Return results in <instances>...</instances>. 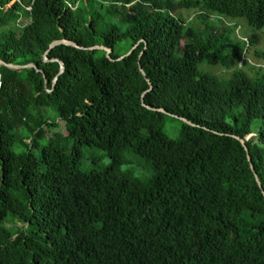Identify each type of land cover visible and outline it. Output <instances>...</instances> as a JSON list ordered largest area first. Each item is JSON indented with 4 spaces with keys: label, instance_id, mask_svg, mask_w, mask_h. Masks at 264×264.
Here are the masks:
<instances>
[{
    "label": "trees",
    "instance_id": "1",
    "mask_svg": "<svg viewBox=\"0 0 264 264\" xmlns=\"http://www.w3.org/2000/svg\"><path fill=\"white\" fill-rule=\"evenodd\" d=\"M214 16L262 29L264 0H0V60L36 67L0 65V264H264V194L235 138L264 189V68L245 71ZM63 40L78 48L50 49ZM49 109L66 135L46 136ZM158 109L189 124L171 138ZM83 148L111 164L83 172ZM126 151L147 180L120 171Z\"/></svg>",
    "mask_w": 264,
    "mask_h": 264
},
{
    "label": "rangeland",
    "instance_id": "2",
    "mask_svg": "<svg viewBox=\"0 0 264 264\" xmlns=\"http://www.w3.org/2000/svg\"><path fill=\"white\" fill-rule=\"evenodd\" d=\"M175 14L180 18L189 21L192 27L197 30V32L202 33L204 31L205 24L199 20L197 9L177 7ZM29 21L30 20L28 18H24L21 23L22 25H27ZM211 25L215 28L216 35L225 34L226 39H228L232 46L235 47L236 51L243 52L242 60H246L250 64V66L245 67L246 69H244L250 76H254V72L251 70L252 66L257 68H264V58L258 56L257 54L258 52L264 54V27L262 29H254L249 26L246 19L244 18L232 20L227 18L222 19L219 16H214L212 18ZM250 40L253 41V44H251ZM245 41L247 42V46ZM127 48L128 43L126 41L117 45L118 50H125ZM230 51H232V49H230ZM199 70L202 72L216 74L220 78L225 79H228L234 71V69L226 71L222 66L210 67L205 64H201L199 66ZM46 115L49 123H59V120L57 119L56 113L54 111L49 109L47 110ZM259 125V121L254 122V131L258 130ZM179 128V121L170 118L165 119L163 132L167 136L174 138L178 134ZM67 129L68 127L66 124L59 123V130L45 128V134L48 138L52 137L58 131L66 135ZM21 137L27 139L30 137V135L27 133H23ZM25 143L27 144L29 142L26 141ZM14 145V151L18 153H22L25 151V147L19 139H16ZM123 157L125 161L124 164H127L130 169L128 173H130L133 177V170L136 168L143 169L147 173L146 178L138 180L145 181L152 175V166L146 159H143L128 151L124 153ZM108 161L111 160L106 155V153L94 148H83L81 150V160L79 167L83 172H88L90 170H101L111 164L108 163Z\"/></svg>",
    "mask_w": 264,
    "mask_h": 264
},
{
    "label": "water",
    "instance_id": "3",
    "mask_svg": "<svg viewBox=\"0 0 264 264\" xmlns=\"http://www.w3.org/2000/svg\"><path fill=\"white\" fill-rule=\"evenodd\" d=\"M61 43L66 44V45H70V46L75 47V48H78L76 44L71 43V42H69V41H64V40H63V41H56V42L52 43L51 46H50V49L54 48L55 46H57V45H59V44H61ZM135 48H136V46L133 47V48H132V49H131V50H130L125 56L121 57L120 59H123L124 57L131 55V54L133 53V51L135 50ZM84 49H85V50H89V51H91V50H103V51H106V53H107V57H108V58L111 57V53H112V50H111V49L106 48V47H102V46H95V47L84 48ZM60 64H61V72H63V71H64V64H63L62 62H61ZM0 65H1V66H6V67L11 68V69L36 68L35 65H33V64H30V65H27V66H16V65H12V64H6V63L2 62L1 60H0ZM140 71L143 73V69H142L141 66H140ZM147 82H148V81H147ZM148 84H149V89H151V88H152V87H151V84H150L149 82H148ZM148 109H149V108H148ZM157 111L163 113V115H165V116H169V117L175 118L176 120H179V121H181V122L184 123V124H189V122H188L187 120H184V119H178L177 117H173V116L169 115V113H167V112L164 111L163 109H158ZM235 138H236L238 141H240L241 144L243 145V147L245 148V150H246V152H247L248 160H249L250 165H251V168H252V171L254 172V175H255L256 182L258 183L259 187L261 188V190H262V192H263V194H264L263 186H262V184H261V181H260L259 177L257 176V174H256L255 171H254V168H253V165H252V161H251V158H250V155H249V152H248V148H247V146H246L245 141L242 140V139H240V138L237 137V136H235Z\"/></svg>",
    "mask_w": 264,
    "mask_h": 264
},
{
    "label": "clouds",
    "instance_id": "4",
    "mask_svg": "<svg viewBox=\"0 0 264 264\" xmlns=\"http://www.w3.org/2000/svg\"><path fill=\"white\" fill-rule=\"evenodd\" d=\"M108 163H111V161H108ZM129 170H130L129 166L127 164H122L121 167H120V171L122 173H126ZM133 174H134V177L136 179H144L147 176V173L143 169H140V168L134 169L133 170Z\"/></svg>",
    "mask_w": 264,
    "mask_h": 264
},
{
    "label": "built area",
    "instance_id": "5",
    "mask_svg": "<svg viewBox=\"0 0 264 264\" xmlns=\"http://www.w3.org/2000/svg\"><path fill=\"white\" fill-rule=\"evenodd\" d=\"M30 9V8H27V10Z\"/></svg>",
    "mask_w": 264,
    "mask_h": 264
}]
</instances>
